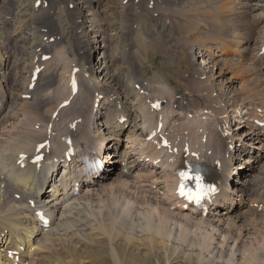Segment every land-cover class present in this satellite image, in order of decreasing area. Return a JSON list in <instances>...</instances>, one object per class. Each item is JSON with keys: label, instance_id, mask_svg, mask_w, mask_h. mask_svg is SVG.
I'll use <instances>...</instances> for the list:
<instances>
[{"label": "bare ground", "instance_id": "bare-ground-1", "mask_svg": "<svg viewBox=\"0 0 264 264\" xmlns=\"http://www.w3.org/2000/svg\"><path fill=\"white\" fill-rule=\"evenodd\" d=\"M59 1L66 0H0V264H55L57 255L51 259L47 241L71 232L73 212L107 192L126 198L125 215L149 217L157 229L144 230L162 241L172 239L175 227L188 224L207 229L212 245L213 235L219 237L226 228H244L243 236L251 237L260 223L258 232L264 235V190L258 186L261 177L253 174L264 160V0H120L121 25L113 34L117 16L108 5L114 0H68L77 9L72 22L78 19L79 30L71 59L79 64L67 71L64 85L57 69L62 63L61 16H53ZM20 19L23 24L12 29L14 35L4 34ZM49 20L57 39L51 43L43 29ZM147 20L154 22L144 29L147 42H156V31L161 27L157 32L164 33L169 26L189 54L197 51L210 60L211 67L204 62L195 67L194 90L202 105L191 107L190 97L186 103L167 80L150 87L135 68L125 72L129 85L120 79L119 63L130 60L123 52L129 48L132 53L134 47L131 32ZM33 37L36 49L30 50L26 44ZM47 49L54 56L52 70L46 69ZM218 90L226 91L230 102L224 104ZM244 154L248 158L240 162ZM180 172L200 175L199 200L180 195ZM185 185L195 191L194 181ZM79 221V230L71 233L77 246L102 248L101 239L110 240L102 232L109 225L101 223L100 231L88 220ZM125 226L120 241L133 243ZM113 242L119 248L115 238ZM235 245L226 262L252 263L248 250L237 252ZM259 249L252 255L264 264V248ZM111 254L113 264H126L119 250L118 258Z\"/></svg>", "mask_w": 264, "mask_h": 264}, {"label": "rangeland", "instance_id": "rangeland-1", "mask_svg": "<svg viewBox=\"0 0 264 264\" xmlns=\"http://www.w3.org/2000/svg\"><path fill=\"white\" fill-rule=\"evenodd\" d=\"M27 1L31 2L32 0H27ZM114 2L115 3L113 5H111V4L108 5L110 7L108 9L113 11L114 15L117 16V14H118V16H119L122 13L120 0H114ZM104 13H106V11H104ZM54 15H60V10L57 12L54 11L53 16ZM118 16L114 20V22L112 23L113 24L112 30H111L112 34L114 32H117L119 26L121 25L120 22H118L119 21ZM130 18H131V20H133V18H134V15L132 13H130ZM140 20H139V22H140ZM143 21H144V19H143ZM13 24L14 25L12 28H10V30H7L8 28H6L4 30V34L14 35V32H13L14 29L13 28H17L18 25H22L23 24L22 19L15 20L13 22ZM142 24L140 25L139 30L131 32L132 33L131 39L133 38L132 41H133L134 47H132V53L129 51V48H128V51L126 53L123 52L124 56L129 57L130 60H128V58H127V59H124L125 61L123 60L121 63H119V69L118 70H120V73H122V76L120 77V79L123 82L125 80L124 84L129 85V83L132 80H130V77H129L130 75H127L125 72L131 68H135V70H137L138 72L141 73L142 81H144V83L149 85L150 87H154L153 85H157V84L160 85L164 82V80H167V82L169 81L171 84V89H174V91L176 93H178L179 96L184 97V101L186 103L188 102V96L190 97V100L192 102V104L190 103L191 107H197V106H194V104L198 105L199 103H200V105H202L201 98L196 96L197 93L194 90L195 87H194L193 81H195V79H196V77H195L196 75L194 76V74H196L195 67H198L201 62H204L205 67H211L210 60L206 59L205 56L201 57L200 55H202V54L197 52V51L193 54H189L186 51V47L181 46L178 43L179 42L178 40L177 41L174 40L175 39L174 31H173V35H171V31L169 30V26H168L167 30L163 31L164 33H158L157 32V31H159V32L161 31V29H162L161 27H160V29H158L156 31V33L154 34V36H156V42H154L155 41L154 40L153 41L154 43H153L152 41H150V39H149V42H147L148 38H147L146 32H145L147 30L144 31V29H146L147 27L152 28L154 22L153 21L150 22L149 20H147L145 23V25L147 24V26H145L144 23H142ZM26 27H27V25H26ZM60 27H61V23H60ZM136 27H135V29H136ZM8 31H10L9 32L10 34H8ZM72 31L73 30H69L66 25H64L63 29H62V27L60 29V33L62 32V34L60 36L61 45H62V51H61L62 59L59 60V62H62V63H60V65H59L60 67L57 65V69L59 70L58 73L59 74L62 73L61 75H63V77H62L63 81L61 82V84H63V82H65L67 80V77H68L67 71L71 70L72 68L76 69V66H78V64H79L78 61H77V63L73 62V60L71 59L72 54H69V52H67L65 50V46H66L65 44L66 43L71 44V42H72V46L74 45L73 48H75V43H76L77 37L75 35L72 37V35H73L71 33ZM258 32L259 31H257V30L255 31L256 36H258ZM63 36H65V39L61 38ZM116 40H117V42H118V40L120 42L123 41L122 38H117ZM96 41H98V39H96ZM30 42L31 43L34 42V44H35L36 37H33L26 44L27 46L30 47V50L31 49L35 50L31 47L32 44H29ZM62 42H63V44H62ZM145 43H147V44H145ZM93 46L94 45H92V47H90L87 50L88 58H90L91 53L94 51ZM176 46H178V47H176ZM63 47H64V50H63ZM17 49H20V48L18 47ZM70 49H71V47H70ZM150 49H152V50H150ZM121 50H122V45H119L118 51H121ZM62 52H63V54H62ZM65 55L68 56L67 59L65 58L66 57ZM64 60H66V62H64ZM46 61L49 62L48 63L49 65L46 66V69L52 70L53 67L55 66V64L52 63V62H54V56L52 57V60L50 58L49 61L48 60H46ZM69 61H71V63ZM131 61H133V64L131 63ZM50 62L52 64H50ZM193 62L195 63V66L192 65ZM134 63H135V67H134ZM26 64H27V62H26ZM71 66H73V67H71ZM69 67H70V69H69ZM211 69H213V67L210 68V70ZM212 75L213 74H210L209 76H212ZM160 76L163 78V80ZM58 77H60V76H58ZM144 78L146 80H143ZM69 81H70V79H68V83H69ZM68 83H66V84H68ZM150 84H152V85H150ZM237 86L239 87V83L237 84ZM198 88H197V90H198ZM130 89L131 88L127 87L128 92H131ZM192 90L195 92L192 93L193 92ZM156 91H159V90L157 89ZM218 92H219V94L222 93L221 94L222 95L221 101L224 102V104L230 102L229 100L231 98H230V96L227 95L226 91L221 92V90H218ZM129 95L131 96V93H129ZM156 97H160V98L162 97L163 100H167V98L165 96H162V95H156ZM55 99H56V97H55ZM204 103H205V101H203V104ZM237 103H239V100H236V102H231L230 105H232V107H234L235 105H237ZM187 112H188V110L186 111V113ZM230 117L231 116L229 115L228 118H230ZM59 126H61V122H60V125L58 123L57 127H59ZM125 135L126 134L124 133V135H122V137H120V142L122 144H124L126 141ZM236 144H237V142H236ZM258 146H260V145L258 144ZM244 158H248V155L247 154L242 155L240 157V162L241 161L243 162L244 160H246ZM115 159L118 160V158H114V157L112 158V161H114V163H116ZM261 162H262V163H260L261 166H258L259 168L254 170L253 174L261 177V182H260L261 184H258V186H260L264 190V184H263L264 183V181H263V179H264V165H263L264 160L262 159ZM238 163H233V164H238ZM232 167H235V165H233ZM261 167L263 170L260 169ZM110 193L111 192H107L104 195H100V197L96 198L97 200L94 198V199L88 200L83 205H80V207L77 208L75 210V212H73L72 217L69 220L72 223V225H71V223L69 222L70 223L69 224V230L70 231L72 230V231L64 233L63 235L65 237L60 236L57 240L47 241L46 249L51 253V255H52L51 259L54 260L56 255H57V257L55 259L56 262L53 261L55 264H57L59 262H61V264H113V262H111L110 253L113 254V255L112 254L111 255L114 258H116V257L118 258V256H117L118 250L120 252V257L126 262V264H228L226 262L225 258H227V254L231 253L232 250H230V247L233 246L234 243H236V245L234 246L235 251H237V252H244L245 251L246 252L248 250L247 256L248 257L251 256L253 258L252 263H249V264H260L261 263V262L259 263V262L255 261L254 256L252 255L253 249H255L256 246H258L260 248L259 249L260 252L264 248V243H263L264 242V235L260 231H259L260 233L258 232V230H260L259 225L261 226L260 223H256L255 229H257V230L254 233H251L252 235L250 234L251 237H249V235L243 236L244 228H238V229L237 228L236 229L226 228L223 230L224 231L223 233H220L219 237L217 235H213L214 236V244L213 245H212V236H210V232L205 228H199V227L194 228V227H192V224H188V227H180V226L175 227L172 239L168 240V241H162L161 238L157 234L152 236V234L149 235V233H148V235H147V232L144 230V227H146L147 229H152L154 231L157 229V228H153L152 224L150 222H148L149 217L146 218L144 216L136 215V214L125 215L123 212V208H124L125 203H126V198H123V196L119 195L121 197L120 198L119 196H117V194H115L116 192L111 193V194ZM236 194H238V193H236ZM239 195L240 196H237V198L241 199V194H239ZM245 199L248 200V198H245ZM118 202H119V205H118ZM116 208H118V209H116ZM104 215H107V216H104ZM80 219L81 220H88L91 224L97 225L96 228H98L100 231H101V228L99 227V225L101 223H105L106 225H109L105 230H102V232L104 234H106L107 236L110 235V240L101 239L103 242L102 248H100V247L98 248L96 245H95V247L94 246H85V244L82 246H77L76 239H74V237L71 236L72 235L71 233H74V232L76 233L79 230V228H78L79 224H77V223L81 222V221H79ZM74 221H76V222H74ZM99 221H100V223H99ZM146 222H148V223H146ZM180 222H178V224ZM127 223H129V226H132V227H130L128 229L125 226ZM262 225L264 226L263 223H262ZM124 226H125V233H130L131 236L133 237L132 239L134 240V242L131 239L133 243H125L123 241H120L121 238H123V235H122L123 233H122L120 228L124 229ZM73 228H74V230H73ZM251 231L252 230H248V232H251ZM149 237L151 239H149ZM114 238H115V243H116V241L119 242V245H118L119 248H116L114 246V242H113ZM62 240H64V242ZM215 243H217V244H215ZM256 243H257V245H256ZM65 244H67V245H65ZM218 245H220L219 246L220 248L218 247ZM48 246H49V249H48ZM82 248H84V249H82ZM213 248H215L218 251L217 254L224 255V257H222L224 259L219 258L215 252L216 250H213ZM78 249H80V250L82 249L81 252ZM219 249H222V250H219ZM68 250L69 251L72 250L73 252L72 251L69 252ZM108 250H110V253ZM54 251H55V253H54ZM98 251H105V252H98ZM210 251H212V257L210 254L208 255V252H210ZM77 252H79V254ZM97 252H98V254H96ZM94 255H96V257H97L96 261L94 259ZM261 255L262 256L264 255V250L261 252ZM107 256H109V257H107ZM134 256H136V257L138 256L140 258V261L137 262V260L134 258ZM208 257H209V259H208ZM61 259H62V261H61ZM246 261H249V260H246Z\"/></svg>", "mask_w": 264, "mask_h": 264}, {"label": "snow or ice", "instance_id": "snow-or-ice-1", "mask_svg": "<svg viewBox=\"0 0 264 264\" xmlns=\"http://www.w3.org/2000/svg\"><path fill=\"white\" fill-rule=\"evenodd\" d=\"M181 184L179 187V193L182 196H186L188 199L199 200L203 194V185L202 178L199 174L189 175L187 172H180ZM185 181H194L195 182V191L192 189L186 190Z\"/></svg>", "mask_w": 264, "mask_h": 264}, {"label": "built area", "instance_id": "built-area-1", "mask_svg": "<svg viewBox=\"0 0 264 264\" xmlns=\"http://www.w3.org/2000/svg\"><path fill=\"white\" fill-rule=\"evenodd\" d=\"M72 16V15H71ZM78 17V16H77ZM78 20V19H77ZM101 39L98 38V41H100Z\"/></svg>", "mask_w": 264, "mask_h": 264}]
</instances>
